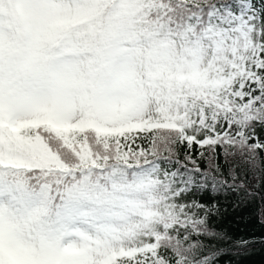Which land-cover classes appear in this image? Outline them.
<instances>
[{
  "label": "snow or ice",
  "instance_id": "6c2138e0",
  "mask_svg": "<svg viewBox=\"0 0 264 264\" xmlns=\"http://www.w3.org/2000/svg\"><path fill=\"white\" fill-rule=\"evenodd\" d=\"M257 172L264 0H0V264H216Z\"/></svg>",
  "mask_w": 264,
  "mask_h": 264
},
{
  "label": "trees",
  "instance_id": "16d2710c",
  "mask_svg": "<svg viewBox=\"0 0 264 264\" xmlns=\"http://www.w3.org/2000/svg\"><path fill=\"white\" fill-rule=\"evenodd\" d=\"M201 163L208 166L206 159ZM261 184L257 172L254 196L243 202L235 196H219L223 214L215 217L213 227L226 232L230 239L221 245L223 251L217 256L216 264H264V186ZM241 241L249 243L241 244Z\"/></svg>",
  "mask_w": 264,
  "mask_h": 264
}]
</instances>
